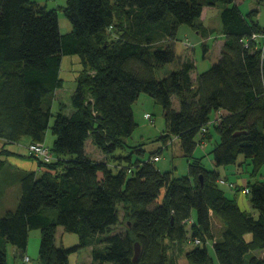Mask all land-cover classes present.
<instances>
[{"label":"trees","instance_id":"obj_1","mask_svg":"<svg viewBox=\"0 0 264 264\" xmlns=\"http://www.w3.org/2000/svg\"><path fill=\"white\" fill-rule=\"evenodd\" d=\"M212 8L220 9L224 42L219 58L194 78V58L176 50L178 29L187 24L203 36L214 32L202 22ZM65 14L72 30L62 33L57 9L36 0H0V172L8 156L18 154L11 143L24 136L45 142L49 128L55 136L52 161L15 171L20 195L0 215V264H12L8 244L25 259L30 231L39 228L38 264H70V254L85 246L92 247L90 264H169L171 244L187 240L197 246L184 253L182 264H213L208 239L221 264H264V256L252 254L264 249V181L245 186L258 210L254 216L221 187L227 178L194 156L214 128L215 166L237 163L240 154L254 174L264 165V50L254 37L264 33L259 8L244 13L236 0H68ZM69 54L83 63L73 110L54 113L53 96L64 86L62 59ZM169 63L173 69L158 77ZM141 92L163 107L164 143L177 137L194 159L188 174L159 170L153 157L159 152L129 166L116 156L122 158L116 170L109 159L86 153L88 140L112 156L126 147L138 125L133 103ZM119 202L130 203L132 212L127 229L115 232ZM213 215L224 224L221 237L214 234ZM59 226L77 233L79 242L57 245ZM136 241L141 252L135 262Z\"/></svg>","mask_w":264,"mask_h":264},{"label":"rangeland","instance_id":"obj_2","mask_svg":"<svg viewBox=\"0 0 264 264\" xmlns=\"http://www.w3.org/2000/svg\"><path fill=\"white\" fill-rule=\"evenodd\" d=\"M36 1H38L42 6H45L47 9H57L59 27L62 33H67L72 30V23L65 14V7L68 0ZM240 2H242L241 5L245 10L247 6H251L253 8L257 6L260 10L258 19L261 24H264V4L258 6L255 0H246L245 2L244 0H240ZM215 9L216 8H212L211 15ZM210 21L212 22V25L221 30L219 14L217 16H211ZM183 26L189 27L187 24H182L180 28ZM196 35H198L197 32L193 33L191 31L187 37L186 35L179 37L176 41V50L179 55H189L193 57L197 66L195 71L202 72L209 68V66L219 58L217 57L219 48L216 41L222 40V37L219 36V38L214 40V42H210L211 48L205 56L203 45L196 44ZM262 40L263 41H260V43L264 47V38ZM189 46L193 48H190ZM82 67L83 63L80 55H64L61 64V76L64 78V86L57 89L53 96L52 110L54 113L60 111V109L64 111L65 114H70L72 112L73 107L71 104V96L76 88V76ZM172 69L173 64H167L164 68L158 71V77L164 76ZM172 100L173 106L179 110L180 100L178 96L173 95ZM133 111L138 125L132 135L125 138L127 144L126 147L118 149L112 156V154L107 155L103 153L95 144L91 142V140H88L86 144V153L88 156L94 160L109 159V161H111L113 164L111 166L116 170V162L119 163V161H121L120 159H122L114 158L116 156L122 155L124 157L123 166H129L130 162H135L137 159L146 160L154 152H159V158H155L154 160V164L159 170L162 172L173 171L176 177L188 174L189 162L194 159L183 152L179 139L172 136V140L169 139L168 144L164 143L163 141L162 136L166 134L167 126L162 105L157 103L155 99L147 92H141L138 99L133 103ZM147 113L151 115V118L146 116ZM211 131L213 137L210 139V142L206 146L198 145L194 151V156L196 158H200L201 163L206 168H216L218 171H220V173L227 178L226 182L223 183L221 187L229 196H235L242 208L248 210L254 216H257L258 210L253 207L250 200V195L245 191V186L258 181H264V165L257 174H254L252 162L249 159H246L243 154H240L237 163L221 165L218 167L215 166L212 161V150L219 141V135L216 134L214 128H212ZM53 142L54 135L51 128H49L44 143L48 146H51ZM30 144V138L28 136H24L19 142L11 143L8 146L10 149H12V151L17 152L18 154L12 155L8 158L9 162L12 163L11 168L3 171V173L0 172V185L4 184L3 186L7 188L4 196L0 198V215L4 212L6 207L10 206L13 208L17 205L18 196L20 195V185L17 184V180L15 179V171H20V169L39 170L38 165L40 163L44 166L45 162L47 163L50 161L42 159L36 153L33 154L29 149ZM155 155L156 154H154L153 157ZM129 156H132L134 159L131 161ZM52 157L55 158L54 153ZM131 174L132 171L130 169V171H128V175ZM236 186H241V188L237 189ZM118 210L120 221L113 228L115 232L125 231L127 229L130 222L132 205L128 202H119ZM221 221V218L217 217L215 222H213V229L216 238L218 236H222L221 231L223 222ZM246 237L250 239L251 233H248ZM213 238L215 239L214 236ZM40 240L41 229H32L30 231L26 252V255H29L31 259L26 263L38 264ZM78 242L79 236L77 233L66 231L63 226H59V230L56 234L57 245H64L65 247H68ZM213 243L214 242L212 240L209 241L208 239L206 246L213 258V264H221L215 253ZM100 245L103 246V244ZM195 246L197 245L194 242H190L188 240L172 243L169 249V264L185 263L186 259L184 258V253ZM9 247L8 260L12 264H18L19 262L21 263L22 259L16 258V253L14 254L13 248L11 250V247L13 246L10 245ZM91 250V246H85L77 251L72 252L69 256V263L90 264L92 259ZM252 254L264 256V249L253 250Z\"/></svg>","mask_w":264,"mask_h":264},{"label":"crops","instance_id":"obj_3","mask_svg":"<svg viewBox=\"0 0 264 264\" xmlns=\"http://www.w3.org/2000/svg\"><path fill=\"white\" fill-rule=\"evenodd\" d=\"M246 0H244V2H245ZM236 2L239 4V6H240V8L242 9V11L244 12V13H247L249 10H251V9H253V7H251V6H247L246 7V10L242 7V2H240V0H236ZM255 2L257 3V5L258 6H260V5H263L264 3H258V1L257 0H255ZM254 8H258L257 6L256 7H254ZM211 10L212 9H210L208 12H207V15L205 16V18H203V20H202V22H203V24H204V26L205 27H207L208 29H210V28H214L215 29V31L214 32H210V33H208L207 35H205V36H203L201 33H199L198 31H196L195 29H193L192 27H190L189 25V27H186V26H183L182 28H180L181 27V25H180V27H179V29H178V33H177V39H176V41L178 40V38L179 37H182V36H184V35H186V37H187V35L188 34H190L191 33V31L194 33V32H197V34L198 35H196L197 37V39H196V44H202L203 45V48H204V45L206 44L207 46V52L206 53H208L209 52V50H210V48H211V46H210V42L212 43V42H214V40H216V39H218L219 38V36L220 37H222V40H220V41H216L217 43H218V48H219V52L221 51V47H222V44H223V42H224V34L222 33V25H221V20H220V27H221V30H219L218 28H216L214 25H212V22L210 21V18H211V16H217L218 14H219V18H220V9L219 8H216L215 10H213V13H212V15H211ZM260 11V10H259ZM260 14V13H259ZM258 14V15H259ZM261 23V22H260ZM263 26H264V24H262ZM218 31H220V32H218ZM264 37L262 36V35H260L257 39H258V41H259V43H260V41H263L262 39H263ZM261 44V43H260ZM193 46V45H192ZM190 47V46H189ZM190 48H193V47H190ZM263 50H264V47H263ZM218 52V54H217V57H219L220 56V53ZM206 53H205V56H206ZM216 57V58H217ZM196 75H197V71H194V72H192V76L195 78L196 77ZM54 139H55V136H54ZM88 142V141H87ZM87 142H86V144H87ZM53 144V143H52ZM10 150H12V149H10ZM17 153V152H16ZM12 155H17V154H11L10 156H12ZM10 156H8V158L10 157ZM9 161V160H8ZM11 163V162H10ZM9 167H6L5 168V170H8V169H10L11 168V166H12V163L10 164V165H8ZM5 170H3V171H5ZM15 170V169H14ZM13 170V171H14ZM20 170H22V169H20ZM3 171H2V173H3ZM17 172V171H16ZM1 173V174H2ZM16 175V174H15ZM17 184H19L20 185V182H19V178L17 177ZM7 190V189H6ZM163 195H164V193L162 194V196L160 197V198H162L163 197ZM6 197V196H5ZM18 198H19V196H18ZM2 200V199H1ZM8 208H12V207H10V206H8V207H6L5 208V210L6 209H8ZM14 208V207H13ZM4 210V211H5ZM216 216H212V227H213V222H215V220H216ZM222 222V221H221ZM223 227H224V224L222 223V230H223ZM58 230H59V227H58ZM13 246V247H11V250H12V248H13V250H14V254L16 253L15 251H16V247L14 246V245H12V244H8L7 245V249H9L10 247L9 246ZM9 251V250H8ZM29 256V255H28ZM31 259V258H30ZM30 259L29 260H25V259H23L22 258V261H21V263L19 262L18 264H28V263H26V262H28V261H30ZM16 264V263H15Z\"/></svg>","mask_w":264,"mask_h":264},{"label":"built area","instance_id":"obj_4","mask_svg":"<svg viewBox=\"0 0 264 264\" xmlns=\"http://www.w3.org/2000/svg\"><path fill=\"white\" fill-rule=\"evenodd\" d=\"M261 35L264 37V33L261 34ZM259 36H260V34H254V37L255 38H258ZM146 116L148 118H151V115L149 113H147ZM204 130H206V129L204 128ZM30 143L31 144L29 145V149H30V151L33 154L36 153L37 155H39L42 159H45L46 161H49V160L51 161V160L54 159V157H52L53 156V152L51 151L50 146L46 145L44 142H30ZM200 145L201 146H206L207 145V142L205 140H202L200 142ZM155 158H159V155H155L154 156V160H155ZM220 181L222 183H225L226 182L224 180H220ZM245 191L246 192H249V188L246 187L245 188ZM196 242L197 243H201L200 239H197ZM25 259L26 260H29V257L26 256Z\"/></svg>","mask_w":264,"mask_h":264},{"label":"water","instance_id":"obj_5","mask_svg":"<svg viewBox=\"0 0 264 264\" xmlns=\"http://www.w3.org/2000/svg\"><path fill=\"white\" fill-rule=\"evenodd\" d=\"M140 252H141V245L139 241L135 242V256H134V261H138L140 257Z\"/></svg>","mask_w":264,"mask_h":264}]
</instances>
